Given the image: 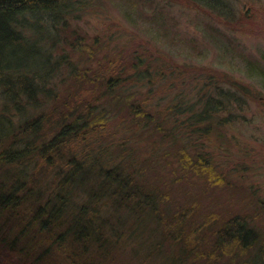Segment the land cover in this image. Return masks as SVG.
<instances>
[{"label":"rangeland","instance_id":"rangeland-1","mask_svg":"<svg viewBox=\"0 0 264 264\" xmlns=\"http://www.w3.org/2000/svg\"><path fill=\"white\" fill-rule=\"evenodd\" d=\"M68 7L71 13L46 19L42 28L54 36L67 16L68 30L66 34L61 31L59 38L69 36L79 42L78 48L63 43L61 50L50 51L49 60L62 66L63 56H68L80 72L89 73L88 84L77 85L66 76V67L56 69L48 78L58 94L56 104L41 102L40 110L31 114L37 118L52 114L53 121L59 122L64 117L61 109L63 114L74 111L72 103L63 105L66 99L80 103L81 110L91 105L105 112L109 122L103 143H113L117 152L118 144H126L133 136L134 176L142 188L161 193L169 209L194 207L193 221L212 214L221 223L238 215L240 220L246 218L255 233L244 251L239 243L215 251L214 243L201 242L199 252L204 259L196 264H264V74L259 78L250 71V67L256 70V65L264 69V0H218L217 6L192 0H72ZM51 26L56 27L53 32ZM81 46H87L89 53L79 50ZM64 51L68 52L62 54ZM112 77L129 80L123 84L124 91L116 93L127 98L120 104L112 101L109 93L113 91H107L106 83ZM214 88L237 94L238 104H226L228 99ZM46 89L50 87L46 85ZM207 95L223 100V110L198 122L195 131L191 124H184L202 111L199 99ZM132 104L158 118L164 133L150 132L153 126L146 118L135 123ZM53 105L60 106L55 113ZM168 116L176 118L179 130L175 137L168 138ZM68 117L75 118L72 114ZM183 147L192 157L206 154L227 177L228 185L212 187L194 170L184 169L175 157ZM34 176L45 184L50 181L46 169L35 170ZM22 211L24 221L31 223L33 207L23 206L18 213ZM2 217L0 264H72L37 233L36 225L23 231L18 215L6 217L4 212ZM156 227L149 223L147 230L152 236L145 241L137 240L142 233L135 237L137 262L158 239ZM209 234L203 229L201 239ZM131 252L133 248L118 251L113 264H131ZM179 252L169 241L168 264H187Z\"/></svg>","mask_w":264,"mask_h":264},{"label":"trees","instance_id":"trees-1","mask_svg":"<svg viewBox=\"0 0 264 264\" xmlns=\"http://www.w3.org/2000/svg\"><path fill=\"white\" fill-rule=\"evenodd\" d=\"M192 1L218 5V0ZM70 3L72 0H0V219L4 212L6 217L18 215L23 231L36 225L37 233L47 238V243L61 251L72 264H113L115 254L127 248H133L129 253L131 264H168L169 241L179 248L178 256L187 264L204 259L199 252L201 242L214 243L215 251L237 243L242 251L246 250L248 240L255 235L244 221L246 218L231 216L219 223V218L210 214L200 216V222L193 221L194 207L169 209L161 193L142 188L134 176L137 171L133 164V136L126 144H118L117 152L113 150V143H103L109 122L105 112H98L91 105L81 110L80 103L66 99L63 105L73 104L74 111L70 114L74 119H69V113L63 114L64 109H61L64 117L59 122L53 121L52 114L38 118L31 114L40 110L41 102L50 100L56 104L58 94H54L55 89L48 82L56 69L66 67V76L73 78L77 85L88 84L89 73L80 72L68 56H63L62 66H55L56 61L49 60L50 51L61 50L63 43L70 49L78 48L79 42L63 36L68 30L67 16L61 26L64 31L61 38V31L53 36L45 32L47 28H42L46 19L71 13ZM50 28L52 32L56 29ZM83 49L89 53L87 46L79 48ZM256 68L250 67L251 76L262 78L264 69L258 65ZM128 81L115 77L108 80L107 91H113L109 93L113 102L120 104L127 99L116 93L124 91L123 84ZM216 89L228 99L226 104H238L237 94ZM237 89L241 90L240 86ZM207 96L199 99L203 109L195 116L196 120L191 116L184 125L191 124L198 131L194 125L208 121L211 113L223 110V100ZM53 106L55 113L60 106ZM131 106L135 123L146 118L147 124L153 126L150 132L164 133L158 118L147 115L141 106ZM168 124V138L175 137L179 130L176 118L168 116ZM185 149L180 148L175 154L184 169L194 170L212 187L228 185L227 177L214 167L206 154L192 157ZM38 169L48 170L50 181L46 184L35 178L34 171ZM86 180H91L90 185H85ZM23 206L33 207L31 223L24 221L23 211L18 213ZM149 223L157 225L158 239L137 262L135 237L142 233L137 240L151 238L147 230ZM203 229L210 234L201 239ZM1 241L6 245L5 239Z\"/></svg>","mask_w":264,"mask_h":264}]
</instances>
